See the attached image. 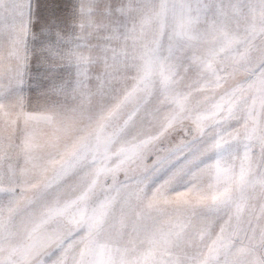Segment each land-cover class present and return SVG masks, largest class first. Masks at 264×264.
<instances>
[{"label":"rangeland","instance_id":"obj_1","mask_svg":"<svg viewBox=\"0 0 264 264\" xmlns=\"http://www.w3.org/2000/svg\"><path fill=\"white\" fill-rule=\"evenodd\" d=\"M96 204L107 264H264V0H0V264Z\"/></svg>","mask_w":264,"mask_h":264},{"label":"clouds","instance_id":"obj_2","mask_svg":"<svg viewBox=\"0 0 264 264\" xmlns=\"http://www.w3.org/2000/svg\"><path fill=\"white\" fill-rule=\"evenodd\" d=\"M155 71L154 62L151 57L144 60L141 64L137 75L133 77L132 83L129 85L130 89H136L137 92L142 91L143 87L146 86L149 79V72ZM169 125L167 121L162 125L161 129L155 133V136L159 138L166 131H168ZM105 134H101L103 137ZM132 142L127 141H116L106 142V149L112 151V154L116 157L114 167H120L128 160L129 144ZM135 145L138 148L144 149L145 141L143 138L135 139ZM147 149L141 152V155H145ZM100 204L81 208L79 205L77 208L69 214H65L61 218V222L64 224L65 231L60 235L63 239H68L69 234L75 237L78 242L79 250V264H107L106 254L101 256L93 242L94 237L99 238L101 232H103V225L99 224L97 216L99 214ZM47 232V227L44 224L40 225L36 233V238L40 239Z\"/></svg>","mask_w":264,"mask_h":264},{"label":"trees","instance_id":"obj_3","mask_svg":"<svg viewBox=\"0 0 264 264\" xmlns=\"http://www.w3.org/2000/svg\"><path fill=\"white\" fill-rule=\"evenodd\" d=\"M53 2L56 3V0H53ZM124 24H125V23H124ZM127 25H128V24H127ZM32 65H33V63H31V66H32ZM31 79H32V76H31V78H28V77H27V81H28V82H31Z\"/></svg>","mask_w":264,"mask_h":264}]
</instances>
